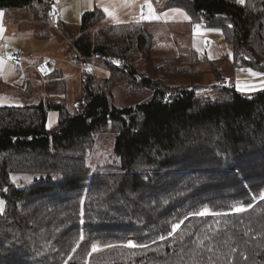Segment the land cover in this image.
Here are the masks:
<instances>
[{
	"label": "trees",
	"instance_id": "16d2710c",
	"mask_svg": "<svg viewBox=\"0 0 264 264\" xmlns=\"http://www.w3.org/2000/svg\"><path fill=\"white\" fill-rule=\"evenodd\" d=\"M50 5L0 0V10L29 11L47 25ZM173 6L221 30L233 66L264 74V0H166ZM104 16L89 10L77 28L55 26L90 63L97 54L125 60L97 59L110 75L83 74L79 109L43 100L0 106V264H264V88L199 93L206 72L226 77L216 61L179 46L178 65L175 53L154 48L147 22ZM55 74L66 88L62 71L49 84ZM118 75L151 97L118 107ZM107 130L111 161L93 168L89 151ZM14 174L38 176L18 187Z\"/></svg>",
	"mask_w": 264,
	"mask_h": 264
},
{
	"label": "rangeland",
	"instance_id": "374dc122",
	"mask_svg": "<svg viewBox=\"0 0 264 264\" xmlns=\"http://www.w3.org/2000/svg\"><path fill=\"white\" fill-rule=\"evenodd\" d=\"M58 0H56L57 2ZM61 5H58L60 9L57 11V16L61 22L68 24L73 28H77L81 23V16L83 12L101 9L103 12V7L100 5L102 1L97 0H60ZM109 11L113 12V16H109L104 12V22L116 24V23H128L137 21H148L155 22L156 24H176L180 25L181 29L189 30L191 38L193 40V46L199 48L197 50H202V52L209 48L210 53L223 52V59H216V66H221L223 74L226 76L224 80H215L214 74L211 72H206L203 78L202 86L198 89L199 93H210L213 92V88H222L220 83L224 81V87L233 85L237 90L242 92H254L259 89L264 88V81L261 79H249L254 81L253 84H249L248 78L251 77L249 70L251 72L259 73L252 68H242L235 67L232 65L233 54L231 48L227 41L225 40L224 34L221 30L213 31L207 29L204 25L200 23L193 22L191 14L182 7H169L164 8L166 0H107ZM123 4V5H121ZM151 6V10L149 9ZM54 6V5H53ZM179 9L180 12H175L173 10ZM186 14L185 15H182ZM8 25L7 32L5 35L2 34L3 38L0 40V53L5 52V56L0 54L1 59L7 61V72L9 77L16 80L19 79V75H30L31 73H26L25 64L29 61H33L37 64L49 55H54L56 59V71H62L64 73L65 86L59 84L60 74H55L52 76L57 79V82H52L49 84V78L42 79L35 72L32 74L31 82L34 83V89L32 96H26V99L20 95L23 93L19 89L14 87H8V93L12 94V97L19 102H25L23 104H37L41 100L43 101H54L59 103L67 104L71 109H79L80 101L78 100L81 91L80 79L85 74L84 70L78 66H73L69 64V59H71L74 50L69 48L67 45L68 40L57 30L58 28L51 22V24H43L41 22H35L31 19V13L25 10H6ZM124 16V17H121ZM152 17L155 18H142ZM62 18V19H61ZM121 18V19H118ZM50 22V20H48ZM183 25V26H182ZM46 34L45 36L39 37L37 34ZM187 37V36H186ZM185 37V38H186ZM188 40V39H187ZM183 39L184 47L189 46V42ZM14 51H21L24 53L25 62L24 69L20 72H15L14 65L10 62V57ZM181 52V51H180ZM179 51L175 53L177 56V64L182 65L185 59L180 57ZM165 53V52H161ZM167 54H172L174 52H166ZM187 53V51H186ZM185 53V56L187 55ZM41 56H44L41 58ZM218 60V61H217ZM94 68V73L97 77L105 79L109 77L110 72L108 67L95 60L91 63ZM137 68L144 71L146 66L142 59L136 62ZM232 65V66H231ZM207 69L208 64L202 65ZM14 71V72H13ZM261 74V73H260ZM4 76L0 75V78ZM4 79H6L4 77ZM137 82L138 79H136ZM258 81V82H257ZM172 83L178 84L179 82L187 83V80H182L180 78L171 79ZM113 92H114V104L118 107H124L128 105H135L139 102L148 100L151 97V91L146 89H132L131 80L124 76L118 75L113 81ZM219 85V86H218ZM4 87H2V93ZM6 90V89H5ZM12 90V91H11ZM6 93V92H5ZM19 94V95H17ZM9 96L0 95V105L9 104ZM49 113V127L55 124L53 115ZM55 113V112H54ZM51 114V116H50ZM57 117V115H56ZM115 133L111 130L97 133L96 143L89 151L88 163L96 168L98 165L108 163L111 161L113 154ZM38 176V175H37ZM34 174H14L13 182L18 187H24L35 181L37 177ZM4 202V201H3ZM4 206V205H3ZM207 214V212H203Z\"/></svg>",
	"mask_w": 264,
	"mask_h": 264
},
{
	"label": "crops",
	"instance_id": "0c3cea01",
	"mask_svg": "<svg viewBox=\"0 0 264 264\" xmlns=\"http://www.w3.org/2000/svg\"><path fill=\"white\" fill-rule=\"evenodd\" d=\"M59 1L60 0H58L57 2H56V0H51V4L54 5V7L56 8L57 11H58V9H60L58 5H61ZM97 1H102L103 3L107 4V0H97ZM121 5H123V4H121ZM0 11H2L4 13V15L2 17H0V28L3 29V31H0V40H1V38H3L2 34L5 35L7 30H8V28H7L8 19H7L6 10H0ZM121 17H124V16H121ZM118 19H121V18H118ZM145 22H147L149 32L152 35L153 46L155 49H157L160 52H165V53L166 52L177 53L178 51L180 52L179 46H184L183 39H185V40L188 39L186 41V42H189V46L187 45V48H192L193 50H195L197 52L198 55L205 56L209 60H216V59L219 60L223 57V55H222L223 52H220L219 54L215 52L213 55L210 53L209 48L205 49L203 52H202V50H197L199 48H195L193 46V40L191 38L192 36L189 33V30L181 29L180 25H176V24H166V25L164 24V25H162V24H156L155 22H148V21H145ZM207 29L216 31V29H213V28H207ZM15 52H17V51H14L13 54ZM49 56L54 57V55H49ZM210 56H211V58H209ZM43 57L44 56H41V58H43ZM10 62H11V59H10ZM24 63H26V62L24 61ZM37 64H34L33 61H29L28 63L25 64V69H27L26 73H31L30 75L24 74V75L18 76L17 71L14 68V70H15L18 78H19V79L14 80V79L9 77V73L6 70L7 61L5 59L3 60L0 58V75L4 76L6 78V79H4V77L0 78V92L2 91V87H4V90L2 93H0V95L6 96V97L9 96V100H10L9 104H5V105H22L23 103H25V102H19L15 98H13L12 94L8 93V91H7L8 87H14L16 89H19L21 92L23 91V93L20 96L23 97L24 99H26V97L23 94H26V96L30 97V96H32L33 89H34V83L31 82V78H32L31 75L36 72L37 75L40 76L42 79H46V78H43L40 75V73L38 72ZM29 77H31V78H29ZM249 79H252V80L253 79H261L262 81H264V74H260L259 76L249 77L248 78L249 84H253L254 81H250ZM17 95H19V94H17ZM0 106H2V105H0ZM51 114H55V115H53V117H54V120H57V117H56L57 114L54 112H52ZM51 114H50V116H51Z\"/></svg>",
	"mask_w": 264,
	"mask_h": 264
},
{
	"label": "built area",
	"instance_id": "2783aa9c",
	"mask_svg": "<svg viewBox=\"0 0 264 264\" xmlns=\"http://www.w3.org/2000/svg\"><path fill=\"white\" fill-rule=\"evenodd\" d=\"M48 15L50 17L51 22L56 26L58 22L60 21L59 17L57 16V10L56 8L51 4L48 9ZM2 56H5V52L1 51L0 53ZM95 60L97 59H102L106 63L110 65H118L121 66L125 63V60L121 57H116V56H101L99 54L92 56ZM11 62L14 65V68L17 72H21L24 69V53L21 51L15 52L11 57ZM115 61H118L119 63H115ZM69 64L73 66H78L81 69L84 70L86 74H93L94 73V68L91 65L90 61L80 55V54H72L71 59H69ZM56 68V59L52 56H46L43 58L38 64H37V70L40 73V75L43 78H49L53 72L55 71ZM90 69V70H89ZM219 86V85H218ZM224 86V82L220 83V87Z\"/></svg>",
	"mask_w": 264,
	"mask_h": 264
},
{
	"label": "snow or ice",
	"instance_id": "6c2138e0",
	"mask_svg": "<svg viewBox=\"0 0 264 264\" xmlns=\"http://www.w3.org/2000/svg\"><path fill=\"white\" fill-rule=\"evenodd\" d=\"M237 3H241L242 4V3H244V0H237ZM100 6L103 7V10H104L105 13H107L109 16H113V12L109 11L108 6L104 5L103 3ZM149 9L151 10V6L150 5H149ZM173 11L178 12V13L180 12L179 9H176V10H173ZM181 14L182 15H185V18H187L186 17V14H183V13H181ZM3 15H4V13L2 11H0V17H2ZM142 18H155V17L154 16H152V17H143L142 16ZM0 31H3V29L0 28ZM209 58H211V56ZM115 63H119V62L118 61H115ZM249 72H250V75H252V76H259L260 75V73L251 72V70H249ZM261 195H262V197H264V193H262ZM3 203H4L3 201H0V211H2ZM236 210L237 211H243L242 208H237ZM129 245L130 246H134V245H132V242L131 241H129ZM92 248H93V251H96L97 250L95 244L92 246Z\"/></svg>",
	"mask_w": 264,
	"mask_h": 264
}]
</instances>
